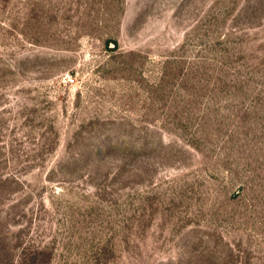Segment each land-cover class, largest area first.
<instances>
[{
  "label": "rangeland",
  "instance_id": "374dc122",
  "mask_svg": "<svg viewBox=\"0 0 264 264\" xmlns=\"http://www.w3.org/2000/svg\"><path fill=\"white\" fill-rule=\"evenodd\" d=\"M0 264H264V0H0Z\"/></svg>",
  "mask_w": 264,
  "mask_h": 264
},
{
  "label": "trees",
  "instance_id": "16d2710c",
  "mask_svg": "<svg viewBox=\"0 0 264 264\" xmlns=\"http://www.w3.org/2000/svg\"><path fill=\"white\" fill-rule=\"evenodd\" d=\"M114 44H116V42H114Z\"/></svg>",
  "mask_w": 264,
  "mask_h": 264
}]
</instances>
